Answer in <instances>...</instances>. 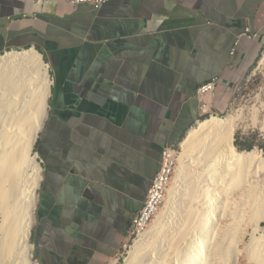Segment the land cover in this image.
<instances>
[{"label": "crops", "instance_id": "crops-1", "mask_svg": "<svg viewBox=\"0 0 264 264\" xmlns=\"http://www.w3.org/2000/svg\"><path fill=\"white\" fill-rule=\"evenodd\" d=\"M36 49L52 74L36 145L33 243L43 264H113L163 153L228 112L264 49V0H0V56ZM51 77V75H50ZM216 82L201 99L199 89Z\"/></svg>", "mask_w": 264, "mask_h": 264}, {"label": "bare ground", "instance_id": "bare-ground-1", "mask_svg": "<svg viewBox=\"0 0 264 264\" xmlns=\"http://www.w3.org/2000/svg\"><path fill=\"white\" fill-rule=\"evenodd\" d=\"M51 86L38 50L0 56V264H37L31 238L42 176L34 148ZM211 117L189 132L166 211L138 236L127 264H264V153L235 145L241 111Z\"/></svg>", "mask_w": 264, "mask_h": 264}, {"label": "rangeland", "instance_id": "rangeland-1", "mask_svg": "<svg viewBox=\"0 0 264 264\" xmlns=\"http://www.w3.org/2000/svg\"><path fill=\"white\" fill-rule=\"evenodd\" d=\"M29 50H31V49H29ZM29 50L26 49L25 51H29ZM22 52H24V51H20V50L8 51L1 56H6L8 53H22ZM38 52L40 54H42L39 50H38ZM263 56H264V49H263L262 54L258 60L259 62H257V64H255V66L250 70V72L242 80V82L239 85V88H237L235 90L228 112H226L224 114H219V115H217L215 113H209V114L207 113V114H204L201 121H199V122H202V121L208 120V119L212 118L211 117L212 115H213V117H216V118L226 119L231 114H235L236 112L241 111L242 119H244V122L242 123L241 127L238 129V131L235 135V145L237 146V148L240 151H253V150L257 149V150L264 153V129L261 128V126L264 123V65L260 64ZM45 63L47 64L46 61H45ZM49 74L51 75V78H52L51 71H49ZM50 100H51V98H50ZM50 100H49V106H50ZM253 112H255V115L253 114ZM197 124L194 126V128L197 126ZM192 129L193 128H191V130ZM188 134L181 141V143H178L177 145L172 147V148H174L176 155H177L176 170H175V175L173 178L172 185L174 184L176 174H177V169L179 168V165H180L179 164V158L184 152L183 143L186 140ZM36 145H37V143H36ZM36 145L34 148L35 154H37ZM38 161H39V158H38ZM39 163H40V161H39ZM40 165H41V163H40ZM38 194H39V192H38ZM167 197H168V195H167ZM166 201H167V198H166ZM37 206H38V204H37ZM165 211H166V209L164 206L162 208V210L160 211V214L165 213ZM0 218H1V215H0ZM155 220H156V218L153 220V222L151 223V225L149 226L147 231L154 228ZM0 224H1V222H0ZM263 226H264V223H263ZM32 237H33V235H32ZM140 239H141V236L138 238L137 237L131 238L130 242L125 246V248L123 249V252L119 256V258L117 260H115L113 264H127V260L130 257V254L133 250V247L135 246V243L137 241H139ZM31 243L34 246L33 260L37 264H43L41 262L39 256H38L37 248L35 247V245L33 243V238H31Z\"/></svg>", "mask_w": 264, "mask_h": 264}, {"label": "built area", "instance_id": "built-area-1", "mask_svg": "<svg viewBox=\"0 0 264 264\" xmlns=\"http://www.w3.org/2000/svg\"><path fill=\"white\" fill-rule=\"evenodd\" d=\"M71 4L74 6L80 5H90L94 9H101L103 6L108 4L111 0H70ZM216 82L202 86L198 91V96L204 99L208 95H212L216 90ZM207 104H202V112L204 114L208 113ZM177 155L172 147L165 149L163 153V165L160 173L154 180L147 199L140 213L134 218L131 238L138 237L143 232H145L151 225L153 219L159 214L162 208L166 204V198L168 195V189L172 183L175 175Z\"/></svg>", "mask_w": 264, "mask_h": 264}, {"label": "water", "instance_id": "water-1", "mask_svg": "<svg viewBox=\"0 0 264 264\" xmlns=\"http://www.w3.org/2000/svg\"><path fill=\"white\" fill-rule=\"evenodd\" d=\"M44 57V56H43ZM45 60V59H44Z\"/></svg>", "mask_w": 264, "mask_h": 264}]
</instances>
